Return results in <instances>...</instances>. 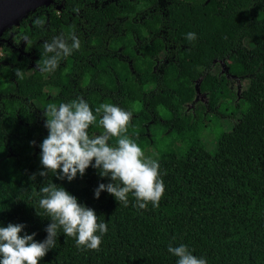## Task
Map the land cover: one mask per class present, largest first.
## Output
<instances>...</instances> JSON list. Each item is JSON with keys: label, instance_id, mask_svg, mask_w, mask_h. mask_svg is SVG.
<instances>
[{"label": "trees", "instance_id": "obj_1", "mask_svg": "<svg viewBox=\"0 0 264 264\" xmlns=\"http://www.w3.org/2000/svg\"><path fill=\"white\" fill-rule=\"evenodd\" d=\"M141 8L130 5L127 13ZM170 8L180 35L185 39L184 34L193 31L196 39H186L190 47L182 49L181 64H175L161 80L147 82L158 80L149 73L150 62L133 65L138 74L143 73L138 77L128 69L121 71L113 62L108 70L104 58L93 67L75 62L78 76L70 92L46 100V105H58L82 97L93 110L100 103L117 104L115 98H109L114 96L110 91L117 88L113 71L126 78L123 104L137 114L125 134L143 152L158 144L150 134L153 124H148L152 118L147 111L152 110L155 117H164L166 112L164 121L158 123L166 132L162 137L175 135L187 147L181 154L173 149L160 151L157 159L164 193L157 207L149 202L145 209L134 208L130 194L127 207L105 192L94 199L97 184L109 181L91 167L71 182L57 180L51 172L30 180L41 165L39 148L30 146L29 141L38 145L45 136L37 135V128L29 135L26 126L9 121L7 115L0 117V224L23 223L24 232H35L34 239L42 240L50 218L37 201L39 188L49 182L64 187L78 202L92 208L99 220L107 222L98 250L78 248L74 237L58 231L57 245L39 264H175L176 258L166 251L169 243L188 245L208 264H264V0L187 1ZM95 9L102 15L108 13L104 6ZM99 25L97 30L103 23ZM214 57L228 59L229 72L245 80L244 93L235 105L228 81L216 78L211 71ZM64 73L56 70L48 87L59 88L66 82ZM201 74L199 89L209 93V106L214 108L220 100L217 111L230 110L227 115L234 120L232 128L217 137L212 153L199 137L210 129L211 120L220 122L222 117H203L202 108L196 111V119L183 113V104L194 94L192 80ZM4 76L7 85L9 79ZM15 82L23 91L24 79L15 77ZM9 102L3 100L2 112L11 109ZM97 117L89 126L90 134L103 131L99 114ZM115 141L109 137L108 143L115 145Z\"/></svg>", "mask_w": 264, "mask_h": 264}, {"label": "flooded vegetation", "instance_id": "obj_2", "mask_svg": "<svg viewBox=\"0 0 264 264\" xmlns=\"http://www.w3.org/2000/svg\"><path fill=\"white\" fill-rule=\"evenodd\" d=\"M142 1L146 4L144 5ZM187 1H205L206 3L209 0H51L47 6L36 7L17 25L8 28L0 36V117L7 115L9 121L18 126H26L29 135L34 128H37L40 130L37 135L46 136L47 129L44 127L43 116L47 106L46 100L57 99L58 96L70 92L78 76L77 68L73 69L75 62L93 67L100 58H104L108 62L107 65L105 64L108 70L112 69L110 62H113L121 71L128 69L129 74L135 77L143 73L138 74L133 65L137 61L140 64L150 62L149 73L158 80L147 82H158L166 75L165 72L173 70L175 64H181L184 58L182 49L190 47L189 42L176 29V18L171 10H168L169 7L172 9L174 4H184ZM130 5H142V8L128 14L127 8ZM102 6L108 12L105 15L98 13L95 9ZM90 8L94 10L90 12ZM38 21L42 23H37ZM100 22L103 23L102 28L97 30ZM70 33H76L80 37L81 47L73 51L71 55L62 58L56 69L65 72L67 81L59 88L48 87L50 77L56 70L42 73L35 68L44 55L43 43L57 35L67 38ZM225 61L227 62L228 59L214 57L211 61V71L218 79L224 77L231 91L232 79L239 80L243 77L230 73L224 66ZM17 69L21 70L26 82L23 91L15 82V77H18ZM3 74L9 79L7 85ZM203 77L204 74H201L192 80L193 96H196L198 100L183 104L184 115L190 114L194 119L197 117L196 111L201 108L203 117L210 114L221 116V113L217 111L220 100L214 108L210 107L209 93L199 89ZM104 79L107 80V78ZM112 79L117 88L113 92L110 91L114 93V96L109 98L111 100L115 98L118 102L116 105L127 110L123 104L126 102L125 93L122 92L126 78H119L112 71ZM10 83L14 86L11 87ZM4 85L7 87L4 88ZM234 96L235 98L231 101L233 105L241 97L239 95V98L236 97L235 93ZM5 99L11 101L9 102L11 109L4 113L1 107ZM130 112L132 117L137 115L133 110ZM147 113L152 118L148 121L150 125H157L164 121L161 117H155L152 110ZM229 117L232 118L231 115ZM9 134L13 136L14 133L9 132ZM92 134L100 133L92 132ZM36 152H39V149H36Z\"/></svg>", "mask_w": 264, "mask_h": 264}, {"label": "clouds", "instance_id": "obj_3", "mask_svg": "<svg viewBox=\"0 0 264 264\" xmlns=\"http://www.w3.org/2000/svg\"><path fill=\"white\" fill-rule=\"evenodd\" d=\"M37 23H42L38 21ZM185 39L194 41L196 33L189 31ZM81 47L80 37L70 33L66 38L53 36L44 41L42 59L35 65L42 73L53 72L62 58ZM16 75L22 77L21 70ZM95 113V114H94ZM103 131L90 134L89 126L97 121ZM47 135L38 145L41 170L30 175L46 177L49 172L57 180L71 182L82 177L89 167L107 183H98L93 198L101 192L110 194L124 207L129 204V194L134 197L133 207L145 209L150 202L157 207L164 193L162 173L158 159L146 156L138 144L126 135L132 113L113 103H100L94 110L82 97L58 105L49 103L43 111ZM115 137V145L109 144ZM37 203L50 218L44 227L42 240H35V232H24L23 223L0 224V264H39L45 254L57 245L58 231L74 237L78 248L98 250L107 231V222L99 220L95 211L78 202L77 198L59 184L49 182L39 188ZM166 251L176 258L175 264H208L203 256L193 254L188 245L169 243Z\"/></svg>", "mask_w": 264, "mask_h": 264}, {"label": "rangeland", "instance_id": "obj_4", "mask_svg": "<svg viewBox=\"0 0 264 264\" xmlns=\"http://www.w3.org/2000/svg\"><path fill=\"white\" fill-rule=\"evenodd\" d=\"M225 62H224V66L228 70L229 69V60L226 62L227 64ZM232 80L233 81L231 82V88H232L231 92H234L237 95L236 97H238V95L241 96L242 95L241 93H244L243 89H244L245 80H243V79H239V80L232 79ZM197 100L198 99L196 98V96H193L190 100H188L184 104H190V103H193ZM219 112L221 113L222 120L220 122L215 121V119L211 120L210 129L208 128L207 130H205L206 133H202L201 137H199V140L202 143V145L204 146V148L208 152H211V153L213 152V150L215 148L217 137L222 132L229 131L232 128V125L234 122V120L231 117H229V115H227V114H229V112L231 113L230 110H227V111L221 110ZM166 114L167 113L165 112L164 117L161 115V119H165L167 116ZM226 116H227V118H225ZM151 128H152V133H150V134H153V136L155 137V142L158 144H157V146L154 145L153 147H148L144 151V154L146 156H152L154 159H157L160 151L173 149L175 152H177L179 154H181L185 151L187 145H185L184 142L177 139L175 137V135H169L168 137L164 138L162 136L165 135L166 132L163 129V127H161L160 125L157 124V125H153ZM162 139H163V142H162ZM83 190L84 189H78L77 191H83Z\"/></svg>", "mask_w": 264, "mask_h": 264}, {"label": "water", "instance_id": "obj_5", "mask_svg": "<svg viewBox=\"0 0 264 264\" xmlns=\"http://www.w3.org/2000/svg\"><path fill=\"white\" fill-rule=\"evenodd\" d=\"M50 2L51 0H0V36L36 7L47 6Z\"/></svg>", "mask_w": 264, "mask_h": 264}]
</instances>
